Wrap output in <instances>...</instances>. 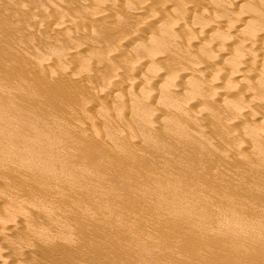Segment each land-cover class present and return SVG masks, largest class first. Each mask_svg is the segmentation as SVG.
Returning a JSON list of instances; mask_svg holds the SVG:
<instances>
[{"label": "rangeland", "instance_id": "1", "mask_svg": "<svg viewBox=\"0 0 264 264\" xmlns=\"http://www.w3.org/2000/svg\"><path fill=\"white\" fill-rule=\"evenodd\" d=\"M101 1L0 0V264H264V0Z\"/></svg>", "mask_w": 264, "mask_h": 264}, {"label": "bare ground", "instance_id": "2", "mask_svg": "<svg viewBox=\"0 0 264 264\" xmlns=\"http://www.w3.org/2000/svg\"><path fill=\"white\" fill-rule=\"evenodd\" d=\"M141 1H142L143 4H144V1H143V0H141ZM196 1H197V2H200L201 0H199V1L196 0ZM217 1H218V0H217ZM217 1H216V2H217ZM223 1H224V0H223ZM257 1H262V0H257ZM100 2H102V1L100 0ZM125 2H126V1H125ZM192 2H193V0H192ZM98 3H99V2H98ZM147 3H148V2H147ZM171 3H172V2H171ZM209 3H212V1L210 0V2H209V0H208V4H209ZM262 3L264 4V2H262ZM99 4H100V3H99ZM99 4H98V5H99ZM117 4H118V3H116V5H117ZM130 4H131V6H132V3H130ZM196 4H197V3H196ZM196 4H195V5H196ZM247 4H250V3H247ZM247 4H246V5H247ZM256 4L259 5L260 2H259V3L257 2ZM114 5H115V2H114V4L111 5V9H113L112 6H114ZM116 5H115V6H116ZM118 5H120V4H118ZM123 5H124V4H123ZM146 5H147V4H146ZM188 5H189V4H188ZM197 5H198V4H197ZM222 5H224V4H222ZM231 5L233 6V5H234V2H233V4H231ZM250 5H251V4H250ZM258 5H251V7H252V6L257 7ZM115 6H114V8L117 7V6H116V7H115ZM190 6H191V5H190ZM260 6L263 7L262 9H264V5H261V4H260ZM181 7H182V6H181ZM183 7H184V6H183ZM248 7H249V5H248ZM258 7H259V6H258ZM109 8H110V6H109ZM120 8H121V7H120ZM138 8H139V7H138ZM187 8L190 9L188 6H187ZM249 8H250V7H249ZM252 8H253V10H252ZM252 8L248 9V11H249V10H250L249 12L254 11V7H252ZM260 8H261V7H260ZM260 8H259V10H260ZM111 9H109V10L112 11ZM117 9H119V8H117ZM193 9H195V8H192V10H193ZM256 9L258 10V8H256ZM256 9H255L254 12H252L253 14L256 13ZM113 10H114V9H113ZM184 10H185V9H184ZM184 10H183V11H184ZM190 10H191V9H190ZM259 10H258V11H259ZM114 11H115V10H114ZM131 11H132V10H131ZM138 11H139V10H138ZM140 11H141V10H140ZM143 11H144V10H143ZM143 11H142V12H143ZM181 11H182V10H181ZM183 11H182V12H183ZM260 11H261V10H260ZM105 12H106V10H105ZM105 12H104V13H105ZM112 12H113V11H112ZM136 12H137V10H136ZM147 12H148V10H147ZM182 12H181V13H182ZM184 12H185V11H184ZM187 12H188V11H187V9H186V13H187ZM191 12H192V11H191ZM101 13H102V11H101ZM106 13H107V12H106ZM106 13H105V14H106ZM110 13H111V12H109V13H107V14H110ZM128 13H129V12H128ZM138 13H139V12H138ZM145 13H146V11H145ZM145 13L143 12V14H145ZM189 13H190V12H189ZM261 13H262V11H261ZM263 13H264V10H263ZM140 14H141V12H140ZM140 14H139V16L142 15V14H141V15H140ZM184 14H185V13H184ZM191 14H192V13H191ZM191 14H190V15H191ZM248 14H249V13H248ZM253 14H252V15L249 14V16H251L250 18H251L252 20L255 18V16H256L257 13L255 14V16H254ZM186 15H188V14H186ZM106 16H108V15H106ZM109 16H110V15H109ZM134 16H135V15H134ZM142 16H143V15H142ZM142 16H141V17H142ZM192 16H193V15H192ZM213 16H214V15H213ZM229 16L232 17L231 15H229ZM252 16H253L254 18H253ZM257 16L259 17V16H261V15H259V13H258ZM102 17H103V16H102ZM102 17H100V18H102ZM151 17H152V15H151ZM182 17H183V16H182ZM185 17H186V16H185ZM194 17H195V16H194ZM214 17H215V19H213V18H211V19H213V20H217V18H218V19L220 18V16H219V17H218V16H214ZM225 17H228V16H225ZM225 17H223V18H225ZM236 17H237V16H236ZM236 17H235V18H236ZM238 17H242V15L239 14ZM258 17H256V18L258 19ZM106 18H109V17H106ZM137 18H138V17H137ZM192 18H193V17H192ZM221 18H222V17H221ZM242 18H243V17H242ZM242 18H238V21H239V19L244 20V19H242ZM262 18H263V16H262ZM184 19H185V18H184ZM229 19H230V18H229ZM231 19H232V18H231ZM231 19H230V20H231ZM251 19H249L250 22H252ZM236 20H237V18H236ZM244 21H247V20H244ZM244 21H243V22H244ZM256 21H258V20H256ZM256 21H254V22H256ZM47 22H48V21H47ZM184 22H185V20H184ZM184 22H183V23H184ZM203 22H204V21H203ZM205 22H206V21H205ZM210 22H211V21H210ZM212 22H213V21H212ZM212 22H211V24H210V23L208 24V22H206V24L209 25L210 27H212V24H215L216 26H218V25L216 24L217 21H216V22L214 21L213 23H212ZM218 22H219V21H218ZM233 22H237V21H235V19H234ZM233 22H232V23H233ZM254 22H253V23H254ZM201 23H202V22H201ZM201 23H200V24H201ZM239 23H242V22L239 21ZM257 23H258V22H257ZM257 23H255V24L258 25ZM259 23H260V22H259ZM203 24H205V23H203ZM218 24H219V23H218ZM237 24H238V23H237ZM243 24H244V23H243ZM255 24L253 25V24L251 23L250 25H253L252 27L249 26V24H247V25H248V27H251L250 30H253L254 32H255V29H253V28H254V26H255V27H256V33H257V30H259L260 27H262V25H261V26L258 25V26H259V29H257L258 27H257ZM260 24H261V23H260ZM104 25H105V24H104ZM183 25H184V24H183ZM215 25H214V26H215ZM230 25H231V24H230ZM233 25H235V27L233 26L234 28H238V26H237L235 23H234ZM238 25L240 26V24H238ZM247 25H246V22H245V26L243 25V28H242V29H245ZM49 26H50V25H49ZM49 26H48V27H49ZM198 26H199V25H198ZM198 26H197V27H198ZM203 26H204V25H203ZM203 26H199V27H203ZM205 26H206V25H205ZM209 26L203 27V28H205V29H202V30H203V33H205L206 36H207L208 34L210 35L212 30H213L214 32H215V30H217L216 27H215L216 29L213 28L214 26L212 27L213 29L210 30L211 28H210ZM236 26H237V27H236ZM56 27H57V26H56ZM106 27H107V26H106ZM185 27H187L186 23H185ZM207 27L210 28V29H208V32L210 31V33H208V34H207V31L204 32L205 30H207V29H206ZM230 27H231V26H230ZM233 27H232V28H233ZM248 27H247L246 29H248ZM96 28H97V27H96ZM98 28H99V27H98ZM51 29H52V28H51ZM51 29H50V30H51ZM55 29H56V28H55ZM239 29H241V28H239ZM239 29H238V30H239ZM242 29H241V30H242ZM261 29H262V28H261ZM261 29H260V30H261ZM52 30H53V29H52ZM232 30H233L234 32L238 31L237 29H235L236 31H235L234 29H232ZM241 30H240V33L243 32V30H242V31H241ZM95 31H96V29H95ZM197 31H198V30H197ZM245 31H246V30H245ZM93 32H94V31H93ZM96 32H98V30H97ZM101 32H102V29H101ZM101 32H100V33H101ZM103 32H104V31H103ZM189 32L192 33L191 31H189ZM216 32H217V31H216ZM254 32H251V33L254 34ZM260 32H261V31H260ZM260 32L258 31L259 35H260ZM201 33H202V32H201ZM201 33L199 34V36L202 35ZM229 33H230V32H229ZM240 33H239L240 36H239L238 34H237V35H238V40L241 42V40H243V39H242L243 36H245L246 33L244 34V32H243V33H242V35L244 34L243 36H241ZM249 33H250V32H249ZM256 33H255V34H256ZM258 33H257V38L260 37V36H258ZM95 34H96V33H95ZM98 34H99V32H98ZM193 34H194V33H193ZM197 34H198V33H197ZM197 34H196V35H197ZM215 34H216V33H215ZM234 34H235V33H234ZM253 34H251V35H253ZM255 34H254V36L256 37ZM261 34H264V33L261 32ZM92 35H93V33H92ZM154 35H155V34H154ZM154 35H152V36H153V37H156V36H154ZM189 35H190V34H189ZM196 35H195V36H196ZM203 35H204V34H203ZM209 35H208L207 37H209ZM224 35H225V34H224ZM246 35H247V34H246ZM6 36H7V35H6ZM192 36H193V35H192ZM197 36H198V35H197ZM211 36L213 37V39L216 38V35H214V34L211 35ZM214 36H215V38H214ZM217 36L220 37L221 35H217ZM226 36H227V35H226ZM230 36H231V34H230ZM248 36H249V35H248ZM2 37H4V36H2ZM2 37H0V38L2 39ZM7 37H8V36H7ZM153 37H151V38H153ZM193 37H194V36H193ZM200 37H201V36H200ZM221 37L224 38L225 36L222 35ZM221 37H220V39H221ZM231 37H232V38H230V37H228V38L232 40V39H233V36H231ZM234 37H235V36H234ZM239 37H242L241 40L239 39ZM245 37H247V36H245ZM245 37H244V39L246 40ZM250 37L252 38V36H249V39H250ZM156 38H157V37H156ZM188 38L190 39V37H188ZM191 38H192V37H191ZM198 38H199V37H198ZM203 38H204V37H201L200 40H202ZM247 38H248V37H247ZM6 39H7V38H6ZM154 39H155V38H154ZM194 39H197V38H194ZM194 39H193V40H194ZM205 39H208V38H205ZM226 39H227V38H226ZM235 39H236V38H234V40H235ZM249 39H248V40H249ZM259 39H262V38H259ZM191 40H192V39H191ZM200 40H199V39H198V41H197V40H194V42H195V41L200 42ZM209 40H212V39L209 37ZM221 40H222V39H221ZM224 40H225V39H224ZM224 40H222V41H224ZM254 40H255V39H254ZM256 40H258V39H256ZM256 40H255V41H256ZM1 41H2V40H1ZM154 41H155V40H154ZM154 41H153V42H154ZM186 41H187V40H186ZM205 41H207V40H205ZM205 41H204V42H205ZM214 41H215V40H214ZM227 41H228V40H227ZM235 41H236V40H235ZM6 42H7V41H6ZM6 42H5V43H6ZM201 42H202V41H201ZM207 42H208V45L211 44V42H209V41H207ZM212 42H213V41H212ZM217 42H218V41H217ZM217 42H216V43H217ZM219 42H220V41H219ZM230 42H231V41H230ZM220 43L222 44L223 42H220ZM224 43H226V40L224 41ZM224 43H223V44H224ZM228 43H229V41L227 42V44H228ZM233 43H234V42H233ZM251 43H252V42H251ZM171 44L173 45V43H171ZM171 44H169V45L171 46ZM187 44H189V43H187ZM236 44H237V41H236ZM238 44H239V43H238ZM249 44H250V41H249ZM257 44L260 45L257 41H256V43L254 42V46H253V48H254ZM0 45H1V44H0ZM3 45H4V44H3ZM141 45L143 46V44H141ZM217 45H218V44H217ZM252 45H253V44H251V46H252ZM136 46H137V45H136ZM186 46H187V45H185V47H186ZM222 46H224V45H222ZM134 47H135V46H134ZM190 47H191V45H190ZM190 47H189V48H190ZM171 48H172V47H171ZM171 48H170V49H171ZM189 48H188V49H189ZM191 48H192V47H191ZM221 48H222V47H221ZM255 48H256V47H255ZM255 48H254V49H255ZM170 49H169L168 51H170ZM183 49H184V48H183ZM185 49H186V48H185ZM255 50H256V49H255ZM183 51H184V50H183ZM185 51H187V50H185ZM185 51H184V53H185ZM219 51H220V50H219ZM226 51H227V49L225 48V50H224V47H223V51H222V52H224L225 54H220L221 51H220V53L217 52V54H220L219 57L217 56L218 59H219V61H218V60L216 61L217 58H216V59L213 58V59L216 61V63H217V62L219 63L220 61H222V60L220 59L221 56L224 57V56H226V54H228V53H226ZM257 51H259V50H256V52L252 51V52L254 53V55H256V57H257V55L259 54ZM0 52H1V51H0ZM188 52H189V51H188ZM190 52H191V50H190ZM190 52H189V54H190ZM169 53H170V52H169ZM179 53H181V52L179 51ZM206 53H207V52H206ZM211 53H212V52H211ZM211 53H210L209 55H211ZM240 53H241V52H240ZM240 53H239V56H240L239 59L242 58V54H240ZM256 53H257V54H256ZM172 54H173V53H171V55H172ZM176 54H178V53H176ZM186 54H187V52H186ZM215 54H216V53H215ZM181 55H182V53H181ZM187 55H188V54H187ZM251 55H253V54H251ZM2 56L4 57V55H2ZM2 56L0 57V59L2 58ZM177 56H178V55H177ZM179 56H180V55H179ZM183 56H184V55H183ZM189 56H190V55H189ZM189 56H188V58H189ZM180 57H182V56H180ZM205 57H206V56H205ZM211 57H212V56H211ZM215 57H216V56H215ZM251 57H253V61H256V60H257V58H256V59L254 58L255 56H251ZM263 57H264V56H263ZM263 57H262V58H263ZM207 58H208V57H207ZM209 58H210V56H209ZM224 58H225V57H224ZM3 59H4V58H3ZM175 59H176V58H175V56H174V60H175ZM178 59H179V58H178ZM181 59H182V58H181ZM181 59H180V60H181ZM183 59H184V61L186 60V58H183ZM198 59H200V58H198ZM254 59H255V60H254ZM260 59H261V58H260ZM263 59H264V58H263ZM11 60H12V59H11ZM202 60H203V59H202ZM202 60H201V61H202ZM205 60H206V59H205ZM205 60H203V61H205ZM210 60H211V59H210ZM226 60H228V59H225V61H226ZM1 61H2V60H1ZM9 61H10V60H9ZM175 61H176V60H175ZM182 61H183V60H182ZM192 61H193V60H192ZM203 61H202V62H203ZM207 61H208V60H207ZM223 61H224V60H223ZM223 61H222V62H223ZM225 61H224V62H225ZM260 61H261V60H260ZM2 62L4 63V61H2ZM205 62H206V61H205ZM222 62H221V63H222ZM239 62L241 63V61H239ZM263 62H264V61H263ZM5 63H6V62H5ZM9 63L11 64V62H9ZM191 63L193 64V62H191ZM216 63H215V64H216ZM237 63H238V62H237ZM237 63L235 62L234 64L237 65ZM10 64L8 65V67L10 66ZM260 64H261V63H260ZM263 64H264V63H263ZM263 64H262V66H264ZM189 65H190V64H189ZM202 65H203V64H202ZM253 65H254V64H253ZM253 65H252V66H253ZM258 65H259V64H258ZM194 66H195V65H194ZM231 66H232V65H231ZM234 66H235V65H234ZM237 66H238V65H237ZM237 66H236V68H237ZM240 66H241V65L238 66L239 68L236 69V70L234 71V73L237 72V70H239L241 73H243L242 70H240V68H241ZM254 66H257V65H254ZM254 66H253V67H254ZM12 67H13V66H12ZM187 67H188V66H187ZM198 67H199V66H198ZM204 67H206V66H204ZM209 67H210V66H209ZM215 67H217V66H215ZM232 67H233V66H232ZM259 67H260V66H259ZM10 68H11V67H10ZM13 68H15V67H13ZM140 68H142V67H140ZM140 68H139V69H140ZM199 68H200V67H199ZM254 68H255V67H254ZM260 68H261V67H260ZM262 68H263V67H262ZM133 69H134V68H133ZM136 69H137V68H135V70H136ZM216 69H218V68H216ZM219 69H220V68H219ZM233 69H234V68H233ZM252 69H253V68H252ZM202 70H203V69H202ZM202 70H200V71H202ZM204 70H205V69H204ZM204 70H203V71H204ZM193 71H194V70H193ZM200 71L198 72V70H197V72L195 71V72H191V73H193V74L195 73V74H198V75H199V73H201ZM203 71H202V72H203ZM239 71H238V72H239ZM254 71H255V70L253 69V72H254ZM205 72H206V70L203 72V74H204ZM207 72H208V71H207ZM240 72H239V73H240ZM253 72H252V73H253ZM258 72H260V70H259ZM178 73H179V72H178ZM178 73H176V74H178ZM224 73H225V72H224ZM193 74H191V75H193ZM253 74H255V73H253ZM253 74H252V75H253ZM113 75H114V74H113ZM116 75H117V74H116ZM116 75H115V77H116V78L118 77V79H119V75H118V76H116ZM178 75H180V73H179ZM178 75H177V76H178ZM188 75H189V74H188ZM188 75H187V76H188ZM207 75H209V74L207 73ZM219 75H220V74H218V76H219ZM224 75H226V74H224ZM227 75H228V74H227ZM157 76H158V75H157ZM193 76H194V75H193ZM200 76H202V73L200 74ZM204 76H205V75H204ZM228 76H229V75H228ZM182 77H183V76H182ZM182 77H181V78H182ZM188 77H189V76H188ZM198 77H199V76H198ZM223 77H224V76H223ZM225 77H226V76H225ZM225 77H224V78H225ZM257 77H258V76H256V78H257ZM113 78H114V77H113ZM190 78H191V77H190ZM190 78H189V80L191 81V79H192L193 77H192L191 79H190ZM203 78L205 79L206 76H205V77H202V79H203ZM256 78H255L254 80H256ZM258 78H259V77H258ZM260 78H264L263 75H262V77L260 76ZM260 78H259V79H260ZM219 79H220V78H219ZM108 80H109V79H108ZM112 80H113V79H112ZM116 80H117V79H116ZM200 80H201V79H200ZM211 80H212V79H211ZM211 80H210V81H211ZM217 80H218V78H217ZM223 80H224V79H223ZM239 80H240V79H239ZM198 81H199V80H198ZM201 81H202V80H201ZM213 81H214V79H213ZM257 81H258V80H257ZM263 81H264V80H263ZM140 82H141V81H140ZM140 82L138 81L137 83H140ZM146 82H147V81H146ZM185 82H186V81H185ZM203 82H205V81H203ZM208 82H209V81H208ZM211 82H212V81H211ZM214 82L217 83L216 80H215ZM219 82H221V80H220ZM242 82H243V81H242ZM258 82H259V81H258ZM111 83H112V81H111L109 84H111ZM113 83H114V82H113ZM115 83H116V82H115ZM134 83L136 84V82H134ZM183 83H184V82H183ZM188 83H189V82H188ZM206 83H207V82H206ZM235 83H236V82H235ZM238 83H239V81H238ZM141 84H142V83H141ZM145 84H146V83H145ZM145 84H144V85H145ZM194 84H195V83H194ZM207 84H208V83H207ZM207 84H206V86H207ZM211 84H212V85H211V86H212L211 88L214 89V87H215V86L213 87V84H214V83H211ZM218 84L220 85V83H218ZM218 84H217V86H216L217 88H218V86H219ZM221 84H223V83H221ZM230 84H231V82H230ZM146 85H148V83H147ZM191 85H193V83H191ZM235 85H236V87H237L238 84L236 83ZM235 85H234V87H235ZM257 85H258V88L260 89L259 86H261V85H260L259 83H257ZM262 85H263V86H261V87H264V83H263ZM186 86H187V85H186ZM195 86L198 87L199 85L196 84ZM195 86H194V87H195ZM230 86H232V85H230ZM107 87H108V86H107ZM111 87L113 88L114 86H111ZM111 87H109V88H111ZM116 87H117V86H116ZM119 87H120V86H118V89H119ZM145 87L147 88V86H144V88H145ZM148 87H149V86H148ZM182 87H183V86H182ZM192 87H193V86H191L190 88H192ZM194 87H193V88H194ZM199 87H200V86H199ZM252 87L254 88V89L252 88L254 91H255V90L259 91L258 88H257V89L255 88L256 86H254V84H253ZM112 88H111L110 91H112ZM217 88H215V89H217ZM219 88H220V87H219ZM223 88H224V87H223ZM223 88H222L221 90H223ZM225 88H226V87H225ZM229 88H230V87H229ZM118 89L116 88V90H118ZM166 89H167V92H168V88H166ZM197 89H198V88H197ZM215 89H214V90H215ZM262 89H263V88H262ZM114 90H115V89H113V91H114ZM169 90H170V89H169ZM181 90H182V88H181ZM183 90H184V89H183ZM183 90H182V91H183ZM193 90H195V89H193ZM227 90H229V89H227ZM237 90H238V89H237ZM253 90H251V91H253ZM263 90H264V89H263ZM263 90H262V92H263ZM182 91H181V92H182ZM188 91H189V90H188ZM190 91H191V90H190ZM190 91H189V92H190ZM215 91H216V90H215ZM218 91H219V89H218ZM218 91H216L215 93H217ZM185 92H186V91H185ZM189 92H188V94H189ZM193 92H195V91H193ZM199 92H200V91H198V94H199ZM221 92H222V91H221ZM260 92H261V91H260ZM191 93H192V92H191ZM253 93H254V92H253ZM171 94H172V93H171ZM174 94H175V93H174ZM181 94H182V93H181ZM186 94H187V93H186ZM192 94H193V93H192ZM213 94H214V93H213ZM196 95H197V94H196ZM201 95H202V93H201ZM201 95H200V96H201ZM215 95H216V94H215ZM261 95H262V93H261L260 96H258V97L260 98ZM169 96H171V95H169ZM173 96H174V95H173ZM211 96H213V95H211ZM219 96H220V94H219ZM262 96H263V95H262ZM193 97H194V96H192V98H193ZM197 97H198V95H197ZM201 97H202V96H201ZM205 97H206V96H205ZM205 97H202V98H205ZM252 97H253V96H252ZM254 97H255V95H254ZM209 98H210V96H209ZM211 98H212V97H211ZM215 98H216V97H215ZM215 98H214V99H215ZM261 98H262V97H261ZM261 98H260V99H261ZM188 99H190V98H188ZM195 99H196V101L198 100L197 98H194V100H195ZM205 99H206V98H205ZM214 99H213V100H214ZM255 99H256V98H255ZM255 99H254V100H255ZM262 99H263V98H262ZM170 100H171V99H170ZM199 100H200V99H199ZM206 100H207V99H206ZM258 100H259V99H258ZM258 100H256L255 102H257ZM203 101H204V99H203ZM259 101H261V100H259ZM138 102H139V101H138ZM192 102H193V101H191V102L189 101V103H192ZM212 102H213V101H212ZM262 102H263V101H262ZM262 102H261V103H262ZM165 103H167V102H165ZM169 103H170V102H169ZM199 103H200V105L202 104L201 102H199ZM199 103H198V104H199ZM207 103H209V102H207ZM210 103H211V102H210ZM135 104H136V103H135ZM137 104H138V103H137ZM194 104H195V103H194ZM194 104H193V108H194ZM204 104H205V103H204ZM165 105H166V104H165ZM205 105H206V104H205ZM138 106H139V105H138ZM146 106H147V105H146ZM168 106H169V105H168ZM195 106H197V104H195ZM198 106H199V105H198ZM3 107H4V106H3ZM36 107H37V106H36ZM136 107H137V106H136ZM140 107H141V105H140ZM173 107H174V106H173ZM37 108H38V107H37ZM37 108H36V110H37ZM137 108H138V107H137ZM169 108H170V107H169ZM247 108L249 109V107H247ZM247 108H245V109H247ZM39 109H40V107H39ZM167 109H168V108H167ZM189 109H190V107H189ZM191 109H192V108H191ZM200 109L202 110L201 107H200ZM205 109H206V108H205ZM245 109H244V110H245ZM262 109H263V108H262ZM194 110H195V108L193 109V111H194ZM201 110H200V111H201ZM5 111H6V110H5ZM39 111H40V110H39ZM39 111H36V113H37V112L39 113ZM41 111H42V110H41ZM41 111H40V113H41ZM145 111H147V110H145ZM198 111H199V109H198ZM251 111L253 112V110H251ZM258 111H259V110H258ZM42 112H43V111H42ZM185 112H188V110L185 111ZM189 112H190V111H189ZM240 112H241L242 114H241V113H238V115H236V117H237V116H240L239 114H241L240 118H244V117H243V115H245V114H243L244 111H240ZM246 112H247V111H246ZM252 112H249V113L247 112V114H251ZM256 112H257V111H256ZM260 112L262 113L263 111L260 110ZM5 113H6V112H5ZM26 113H27V112H26ZM38 113H37V114H38ZM40 113H39V115H40ZM142 113H143V112H142ZM190 113H191V112H190ZM209 113H210V112H209ZM253 113H254V112H253ZM146 114H148V113H146ZM257 114H258V112H257ZM39 115H38V117H39ZM138 115H139V113H138ZM140 115H141V114H140ZM142 115H143V114H142ZM253 115H254V114H253ZM253 115L245 116V118L247 117V119H248V118H250V117L253 116ZM149 116H150V115H149ZM23 117H24V119H25V115H23ZM211 117H212V116H211ZM253 117H254V116H253ZM19 118H21L23 121H22L21 119H19ZM19 118H18V119L16 118V119L19 120V121H21V122H24V119H23L21 116H19ZM139 118H140V117H139ZM148 118H150V117H148ZM148 118H147V119H148ZM212 118H213V117H212ZM240 118H237V119H240ZM16 119H15V120H16ZM143 119H144V118H143ZM15 120H14V121H15ZM149 120H150V119H149ZM178 120H179V119H178ZM240 121H241V120H240ZM12 122H13V121H12ZM25 122L27 123L26 120H25ZM34 122H35V120H34ZM37 122H38V121H36L35 124H36ZM93 122H94V121H93ZM142 122H143V121H142ZM146 122H147V120H146ZM17 123H18V122H17ZM144 123H145V122H144ZM147 123H148V125H149V122H147ZM38 124H39V123H37L36 125H38ZM145 124H146V123H145ZM225 124H226V123H225ZM228 124H229V123H227V125H228ZM19 125H21V124H19ZM27 125H28V124H27ZM231 125H232V124H231ZM231 125H230V126H231ZM38 126L40 127V125H38ZM223 126L225 127L226 125H223ZM230 126H229V127H230ZM233 126H234V125H233ZM20 127H21V126H20ZM22 127H23V126H22ZM22 127H21V128H22ZM144 127H145V126H144ZM29 128H31V127H29ZM32 128L35 129V130H37L36 128H38V127L35 128V126H33ZM32 128H31V129H32ZM168 128H169V127H168ZM168 128H167V129H168ZM23 129H27V126H25V128H22V130H23ZM38 129H39V128H38ZM40 129H42V128H40ZM222 129H223V128H222ZM234 129H235V128H234ZM234 129H232L233 132H234ZM20 130H21V129L19 128V131H17V132H20ZM22 130H21V131H22ZM42 130H43V129H42ZM168 130H170V129H168ZM232 130H231V131H232ZM249 130H251V129H248V131H249ZM253 130H254V129H253ZM23 131H24V130H23ZM26 131H27V130H25L24 132H26ZM31 131H32V130H31ZM31 131L27 132L26 134H31V133H32ZM40 131H41V130H39V133H40ZM170 131H171V130H170ZM256 131H257V130H255L254 133H256ZM35 132H36V131H35ZM35 132H33V133L31 134V137H32L31 145H34V144H33V141H35V140H33V137H35V136H32V135H36V134L38 133V131H37L36 134H35ZM44 132H45V131H44ZM176 132H177V130L175 131V133H176ZM226 132H227V131H226ZM259 132H260V131H259ZM259 132H258V133H259ZM42 133H43V131H42ZM47 133H48V132H47ZM47 133H45L46 136H47ZM168 133H169V132H168ZM172 133H173V132H172ZM172 133H170V134L172 135ZM263 133H264V132H263ZM263 133H260V135L263 136V135H264ZM24 134H25V133H24ZM40 134H41V133H40ZM227 134H228V133H227ZM230 134H231V132H230ZM234 134H235V133H234ZM251 134H253V133H251ZM262 134H263V135H262ZM38 135H39V134H38ZM42 135H43V134H42ZM49 135H50V133L48 134V138L45 137L46 140L49 139ZM256 135H258V134H256ZM40 136H41V135H40ZM3 137H4V136H3ZM9 137L11 138V136H9ZM9 137H8V138H9ZM12 137L14 138L15 136H12ZM31 137H30V138H31ZM36 137H37V136H36ZM41 137H42V136H41ZM43 137H44V136H43ZM255 137H256V136H255ZM258 137H259V135H258ZM13 138H11V140H12ZM38 138H39V137H38ZM58 138H60V137H58ZM224 138H225V137H224ZM35 139H37V138H35ZM41 139H42V138H41ZM41 139H39V141H40ZM56 140H57V139H56ZM253 140L256 141L255 138H254ZM257 140H258V138H257ZM41 141L44 143L45 139H44V141H43V140H41ZM57 141H59V140H57ZM263 141H264V140H262V142H263ZM36 142H37V141H35V145H34L33 148L36 147V145H37ZM47 142H48V141H47ZM55 142H56V141H55ZM55 142H54V143H55ZM59 142H60V141H59ZM259 142H261V140H260ZM262 142H261V144H263ZM37 143H38V142H37ZM254 143H255V142H254ZM254 143H253V146H254ZM38 144H39V143H38ZM44 145H45V147H46V145H49V144H48V143L46 144V142H45ZM54 145H55V144H54ZM54 145L52 146V148H53V147H55V148L57 147L56 149L58 150V147H59V146H57V145L54 146ZM263 145H264V144H263ZM38 146H39V145H38ZM40 146H41V143H40ZM259 146H260V148L262 147V145H259ZM29 147H32V146H29ZM29 147H28V150H29V149H33V148H29ZM42 147H44V146H42ZM49 147H51V145H49ZM39 148L41 149V147H39ZM52 148H50V149L47 148L48 150H47L46 148H45V150H44V149H41V150H42V151H43V150L46 151L47 154H48V152H49ZM258 148H259V147H258ZM37 149H38V148H35V149H33V150L37 151ZM56 149H55V150H56ZM211 149H212V148H211ZM214 149H216V148H214ZM214 149H213V150H214ZM263 149H264V148H263ZM192 150H193V148H192ZM192 150H191V151H192ZM35 151H34V152H35ZM38 151H39V150H38ZM52 151H54V150H52ZM258 151H259V150H258ZM27 152H28V151H27ZM39 152H40V151H39ZM39 152H38V153L35 152V154L37 153V155H38V154L40 155ZM263 152H264V151H263ZM28 153L31 154L32 152H28ZM41 153H42V152H41ZM55 153H56V151H55ZM58 153H59V152H57L56 154H58ZM259 153H260V152H259ZM35 154L33 153L34 156H35ZM44 154H45V153H44ZM47 154H46V155H47ZM49 154H52V152L49 153ZM49 154H48V155H49ZM46 155H43V154H42L41 156H42L43 159H44V157H45ZM48 155H47V156H48ZM120 155H121V154H120ZM261 155H262V153H261ZM34 156H33V157H34ZM41 156H40V157H41ZM47 156H46V157H47ZM53 156H56V155L53 154ZM121 156H123V155H121ZM262 156H263V155H262ZM35 157H37V156H35ZM51 157H52V156H51ZM56 157H57V156H56ZM58 157H59V156H58ZM119 157H120V156H119ZM123 157H124V156H123ZM37 158H39V157H37ZM132 158H133V157H132ZM52 159H53V158H52ZM52 159H51V160H52ZM128 159H129V158H128ZM128 159H127V160H128ZM38 160H39V159H38ZM38 160H37V161H38ZM125 160H126V159H125ZM135 160H136V159H135ZM58 161H60V160H58ZM39 162L42 163V158H41V160H40ZM129 162H130V161H129ZM129 162H128V163H129ZM135 162H136V161H135ZM135 162H131V165L133 166L134 164H132V163H135ZM41 163H40V164H41ZM51 163H52V162H51ZM59 163H60V162H59ZM92 163H93V162H92ZM92 163H90V164H91V165H94V164H92ZM125 163H126V162L124 161L123 164H125ZM40 164H39V165H40ZM57 164H58V162H57ZM90 164H89V165H90ZM42 165H43V166H41V168L43 167V169L47 168L48 165L50 166V164H48V165H46L45 168H44V164H42ZM95 165H96V163H95ZM126 165H127V163H126ZM51 166H52V164H51ZM51 166H50V167H51ZM135 166H136V165H135ZM31 167H32V166H31ZM39 167H40V166H39ZM95 167H97V166H95ZM95 167H91V168H95ZM130 167H131V166H130ZM35 168H36V167H35ZM37 168H38V167H37ZM97 168H98V167H97ZM132 168H133V167H132ZM38 169H40V168H38ZM51 169H52V168H51ZM135 169H136V168H135ZM139 169H140V168H139ZM45 170L47 171L48 169H45ZM85 170H86V169H85ZM41 171H42V170H41ZM87 171H88V170H87ZM138 171H139V170H138ZM37 172H38V171H37ZM47 172H48V171H47ZM85 172H86V171H85ZM85 172H84V175H85V176L88 175V173L86 172L87 174H85ZM41 173H42V172H41ZM41 173H39V175H40ZM45 173H46V172H45ZM45 173H44V174H45ZM81 173H82V172H81ZM139 173H140V172H139ZM42 175H43V173H42L40 176H42ZM81 176H82V175H81ZM85 176H82V178L85 177ZM86 177H87V176H86ZM80 178H81V177H80ZM88 178H90V175L88 176ZM155 178H156V177H155ZM93 179H94V177H93ZM146 179H147V178H146ZM158 179H159V178H158ZM191 236L193 237V233H192ZM85 238H86V237H85ZM83 240H86V239H83ZM86 241H87V240H86ZM86 244H87V243H86ZM81 248H83V247H81ZM81 248H79V249H81ZM77 250H78V248H77ZM78 252H79V251H78ZM66 260H68V259H66ZM62 262H63V261H62ZM64 262H65V261H64ZM90 262H92V261H89L88 264H90ZM64 264H65V263H64ZM67 264H69V263L67 262ZM83 264H84V263H83ZM85 264H87V263H85Z\"/></svg>", "mask_w": 264, "mask_h": 264}]
</instances>
